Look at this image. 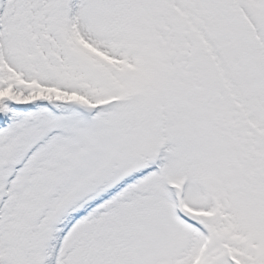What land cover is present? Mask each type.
Here are the masks:
<instances>
[{"label":"snow or ice","instance_id":"1","mask_svg":"<svg viewBox=\"0 0 264 264\" xmlns=\"http://www.w3.org/2000/svg\"><path fill=\"white\" fill-rule=\"evenodd\" d=\"M0 264H264V0H0Z\"/></svg>","mask_w":264,"mask_h":264}]
</instances>
